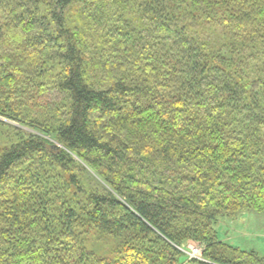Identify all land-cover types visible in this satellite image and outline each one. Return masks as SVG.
Returning a JSON list of instances; mask_svg holds the SVG:
<instances>
[{"label": "trees", "instance_id": "16d2710c", "mask_svg": "<svg viewBox=\"0 0 264 264\" xmlns=\"http://www.w3.org/2000/svg\"><path fill=\"white\" fill-rule=\"evenodd\" d=\"M0 117V264H264V0H0Z\"/></svg>", "mask_w": 264, "mask_h": 264}, {"label": "rangeland", "instance_id": "374dc122", "mask_svg": "<svg viewBox=\"0 0 264 264\" xmlns=\"http://www.w3.org/2000/svg\"><path fill=\"white\" fill-rule=\"evenodd\" d=\"M213 39L214 37H212ZM0 121L13 124L1 117ZM216 230L219 239L225 240L232 246L244 250H254L264 257V213L258 214L251 210H246L239 212L233 219L221 218L216 226ZM96 243L104 245L106 241L101 240ZM194 248L198 250V258H200L202 251L196 245L186 243L180 247V250H183L190 258H193L190 256V252H193Z\"/></svg>", "mask_w": 264, "mask_h": 264}, {"label": "built area", "instance_id": "2783aa9c", "mask_svg": "<svg viewBox=\"0 0 264 264\" xmlns=\"http://www.w3.org/2000/svg\"><path fill=\"white\" fill-rule=\"evenodd\" d=\"M194 251L193 252H190V256L193 257V258H198L199 254H198V250L197 249H193ZM197 252V253H196ZM198 254V255H197Z\"/></svg>", "mask_w": 264, "mask_h": 264}]
</instances>
